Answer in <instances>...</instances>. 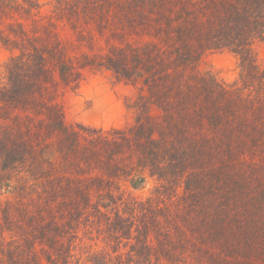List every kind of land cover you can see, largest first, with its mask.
Listing matches in <instances>:
<instances>
[{"label": "trees", "instance_id": "1", "mask_svg": "<svg viewBox=\"0 0 264 264\" xmlns=\"http://www.w3.org/2000/svg\"><path fill=\"white\" fill-rule=\"evenodd\" d=\"M106 30L118 44L98 52ZM258 42L264 0H0V264H264ZM217 49L230 83L197 70ZM86 67L133 86L128 125L65 122L58 96ZM82 222L103 248L64 241Z\"/></svg>", "mask_w": 264, "mask_h": 264}, {"label": "rangeland", "instance_id": "2", "mask_svg": "<svg viewBox=\"0 0 264 264\" xmlns=\"http://www.w3.org/2000/svg\"><path fill=\"white\" fill-rule=\"evenodd\" d=\"M40 1L46 2L48 0ZM5 19L9 21L10 17H6ZM131 37V35L128 36L127 34L126 39L130 40ZM93 39L98 52H101V50L105 52L108 46L118 44V40L111 36L110 30H106L104 35H99L94 31ZM76 49L78 50V48H75L74 51ZM82 50L86 51L87 49L83 47ZM253 50L258 62L264 63V42L254 44ZM8 55L9 52L7 50H0V64L6 60ZM196 67L201 72L210 71L217 79L226 83L232 82L237 76V58L227 49L205 51L197 62ZM72 85L75 87H68L58 96V100L63 104L64 120L67 124H72L75 129H77V124H81L87 128L108 130L128 125L131 122V114L124 106V97L134 93V88L123 81H119L111 71L97 67H86L81 70L78 82H72ZM86 135L88 138L91 136L88 132ZM55 139L56 137L52 135L48 136L47 143L49 144V159L51 158L55 165L58 164L57 178L63 176L64 173L59 170L61 166L59 155L57 153L54 155ZM87 146L91 147L90 143ZM95 174L97 172L89 171L84 177H93ZM66 175L76 180L79 174L72 171ZM153 185L154 180L147 178V181L140 188L129 189L136 195L142 196L147 194ZM60 203V200L50 203L48 213L52 214L53 212L55 216H59L61 212ZM49 218L48 214V220ZM58 221L60 224L62 223L60 217H58ZM89 228L90 224L82 222L74 230V238L68 236V240L64 241L66 243L74 241L83 244L84 249L88 247L91 249L103 248L106 244L105 240L101 238L103 235L97 236L95 229H91L90 231ZM81 263L89 264L85 259V254L83 257L81 256Z\"/></svg>", "mask_w": 264, "mask_h": 264}]
</instances>
